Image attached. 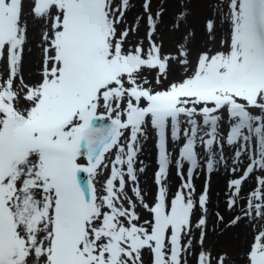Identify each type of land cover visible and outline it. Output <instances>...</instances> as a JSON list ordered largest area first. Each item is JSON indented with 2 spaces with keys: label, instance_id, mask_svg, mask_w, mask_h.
<instances>
[{
  "label": "snow or ice",
  "instance_id": "snow-or-ice-1",
  "mask_svg": "<svg viewBox=\"0 0 264 264\" xmlns=\"http://www.w3.org/2000/svg\"><path fill=\"white\" fill-rule=\"evenodd\" d=\"M25 2L0 0V264H145V251L151 264H213L204 242L209 215L224 222L209 208L221 168L227 226L255 230L244 264H264V0H217L224 38L216 47L207 19L213 47L193 58L186 44L163 51L152 0L132 25L130 0H27V18ZM150 139L148 200L139 157Z\"/></svg>",
  "mask_w": 264,
  "mask_h": 264
},
{
  "label": "bare ground",
  "instance_id": "bare-ground-1",
  "mask_svg": "<svg viewBox=\"0 0 264 264\" xmlns=\"http://www.w3.org/2000/svg\"><path fill=\"white\" fill-rule=\"evenodd\" d=\"M212 18H215L217 20L215 46L219 47V41L224 38L227 25L220 23L219 16L215 15ZM29 24H30V35L34 36L36 32V28L31 24V21L29 22ZM171 37H172L171 48L173 49V52L170 53L172 54H175L177 52V47L178 45L181 44H186L187 48L190 50L191 52L190 58H193L199 50L205 47H213V42L209 40L205 27L200 29L195 28L192 30L191 28L181 27L178 30L174 31V33L171 34ZM35 38L38 39V37ZM35 73H36V65L34 61L29 56L26 55L23 65V74L25 76V80L27 82H31L35 76ZM173 74H175V65H173ZM225 151L227 155L228 149L226 148ZM139 159L144 161V164L147 166L145 173L141 176V187L145 189L147 192L146 199L151 200L152 193H154L155 191V185L152 182V177L154 170L157 167L155 162L156 153H155L153 141L151 139L148 142H146L144 149L140 154ZM205 179H206L205 175L199 171L194 176L193 183L195 185L197 194H199L202 191L205 183ZM227 179H228V174L225 173V171L222 168L220 171L214 172L211 176L210 191H211L212 204L209 205L210 213L219 211L220 214L224 217V222L217 223L215 216L212 214L209 215L208 230L204 242V250L211 252L212 257L214 258L213 264H218V258L221 255L225 256V264L229 259H233L235 261V264H244L245 252L242 251L243 246H241V244L240 245L237 244L236 248H232V242L234 240L232 241L230 237L231 227L227 226L229 219H231L235 215V213L229 212L224 204L225 192L227 191L226 189ZM252 181H253L252 177H250L244 183L243 189L245 193H247L256 186V183L255 182L253 183ZM179 183L180 181L176 175L175 166L173 165L169 171V177H168L169 187L171 188L172 191H175ZM249 227L251 226H248V223L245 222L244 220L240 221L237 225H235L236 230L250 233V231H252L251 229L253 228L251 227L250 229ZM258 228L259 225H257V230ZM196 235L198 236L199 233L197 232ZM233 238L236 239L237 236L234 234ZM217 248L225 249L223 250V252L225 253L218 252L216 250ZM197 251H199V248H197ZM143 259L145 264H147L146 263L147 251L144 252ZM149 264H150V259H149ZM189 264H194V258L192 257L189 258Z\"/></svg>",
  "mask_w": 264,
  "mask_h": 264
},
{
  "label": "rangeland",
  "instance_id": "rangeland-1",
  "mask_svg": "<svg viewBox=\"0 0 264 264\" xmlns=\"http://www.w3.org/2000/svg\"><path fill=\"white\" fill-rule=\"evenodd\" d=\"M217 3V0H152V10L155 12L157 9H159L161 6L163 7V16H162V22L159 23V26L157 28V37L156 40L158 43H162L163 45V51L165 53L173 52V49L171 48V34L174 33V31L178 30L181 27L191 28L192 29H200L203 28L205 25V21L209 18H212L215 16L214 14V6ZM131 7L126 13V20L129 25L133 24V21L135 17L138 15L143 14V0H130ZM187 12V16L184 20H182L179 23V26H176V17L177 14L185 11ZM27 0L25 2V8L24 13L25 17L27 18ZM123 27V25H121ZM145 33V24L144 20H141L139 22V36H143ZM129 42L134 43L137 39L136 35L129 36ZM147 43V41H145ZM5 71L4 65L0 64V73H3ZM149 78H151V74H148ZM154 168V166H153ZM252 182L256 183L255 177H252ZM244 187V185H243ZM230 220V219H229ZM248 226H250L248 224ZM230 237L232 239V248H236L237 244L243 246V252H246L249 244L251 243L255 231L251 229L252 231L249 232H242L235 229V226H230ZM228 227V228H230ZM234 234L237 236V238H233ZM218 252L225 253L221 248L216 249ZM150 253L147 252V261L146 263L149 264V255ZM151 260V259H150ZM226 264H235V261L233 259H229Z\"/></svg>",
  "mask_w": 264,
  "mask_h": 264
}]
</instances>
